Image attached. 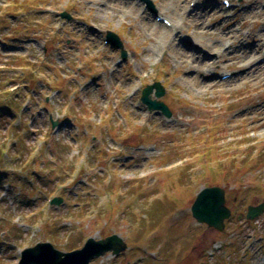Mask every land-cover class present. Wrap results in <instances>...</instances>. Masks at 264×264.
Instances as JSON below:
<instances>
[{
    "label": "rangeland",
    "instance_id": "1",
    "mask_svg": "<svg viewBox=\"0 0 264 264\" xmlns=\"http://www.w3.org/2000/svg\"><path fill=\"white\" fill-rule=\"evenodd\" d=\"M104 2L0 0V264H19L40 242L70 253L113 234L126 251L90 264H264V213L245 216L264 203V72L236 87L245 70L223 61L233 49L205 46L227 18L252 46L264 35V0H217L222 13L196 20L205 28L192 36L188 17L176 32L177 43L220 56L204 80L143 28L145 16L178 21L163 9L177 0H137L134 14ZM155 82L171 117L141 101ZM214 185L231 210L222 230L191 212Z\"/></svg>",
    "mask_w": 264,
    "mask_h": 264
},
{
    "label": "bare ground",
    "instance_id": "2",
    "mask_svg": "<svg viewBox=\"0 0 264 264\" xmlns=\"http://www.w3.org/2000/svg\"><path fill=\"white\" fill-rule=\"evenodd\" d=\"M103 3L105 6L108 7L110 10H121V8H125L126 6L130 7L129 11L127 13L134 14L135 7L138 6L137 0H104ZM201 2L196 4V9L190 8L187 3V0H177L175 4L169 5V7H163L165 11L173 10L180 18L178 21H171L170 24L166 23L164 21V18L161 19V21L157 22L150 20L149 17H143L145 20L144 27L147 31H150L151 33H159L158 38L162 41H164L165 44L172 45L171 47L174 50V57L176 60L182 64L187 63L189 71L194 72L195 76H198L200 79L204 80L205 74L211 71L218 72L222 68V62L220 60V56L214 60H209L207 53L205 51L207 50H215V53L217 55L222 54V52H225V50L233 49V53L227 55L223 61H232L233 63L239 64V68L245 70V75L241 77L239 80L238 78L234 80L236 82V87L240 86V84L243 82H248L253 79H256L257 77L261 76V73L264 72V60L262 58L264 57V35L254 34V38L256 41L252 46H248L245 43L244 37L245 33L241 31L235 23V21H232L230 18L224 19V25L221 28H215V32L217 33V39H215L214 43H217L222 39L223 42H229L228 44H222L221 41L217 45L213 44H205L206 47L202 46L201 48H197V46H194L193 42L186 40L184 43H177V34L176 32L181 30L182 25L184 22L190 18H195V20L191 21V24H195V28L192 31V36L195 35L196 32L199 31L200 28H205V21H196V20H202L204 15L210 16L212 13L221 12L219 4L217 3V0H200ZM244 4V3H243ZM239 6H242V2L239 4ZM189 7V8H188ZM158 8H161L160 6ZM127 11V10H125ZM139 9V14L143 13ZM239 14L241 13L242 16H244L245 9H241L238 11ZM126 13V15H127ZM220 13V14H221ZM261 16H264V12H259ZM187 16V18L185 17ZM230 17V16H229ZM198 18V19H197ZM165 27H168L166 30ZM264 27V24H263ZM214 30V29H213ZM212 30H210L211 32ZM158 40V39H157ZM234 46V47H233ZM232 78V77H231ZM201 87V90L203 89V86L205 87L208 85L205 81H201L198 84ZM248 110V109H247Z\"/></svg>",
    "mask_w": 264,
    "mask_h": 264
},
{
    "label": "water",
    "instance_id": "3",
    "mask_svg": "<svg viewBox=\"0 0 264 264\" xmlns=\"http://www.w3.org/2000/svg\"><path fill=\"white\" fill-rule=\"evenodd\" d=\"M149 7L155 11L153 4ZM62 17L70 19V15L63 13ZM107 40L116 48L121 49L122 58L126 59L127 53L123 49V44L118 35L107 32ZM152 94L155 98H152ZM165 94V89L160 82H155L143 88L141 101L149 110L160 111L166 117H171V110L160 98ZM55 125V124H54ZM225 189L223 187L208 186L200 190L197 194L192 207V215L199 223H205L208 227L218 230L224 229L225 220L231 216V210L226 207ZM54 204H60L61 199L55 198ZM264 213V203L257 206L248 207V220H253ZM127 243L120 234L109 235L105 238L96 240L90 237L82 248L69 252L56 249L50 242H40L35 246L26 248L22 252V258L19 264H90L95 258L111 253L118 256L127 249Z\"/></svg>",
    "mask_w": 264,
    "mask_h": 264
},
{
    "label": "trees",
    "instance_id": "4",
    "mask_svg": "<svg viewBox=\"0 0 264 264\" xmlns=\"http://www.w3.org/2000/svg\"><path fill=\"white\" fill-rule=\"evenodd\" d=\"M23 65V64H22Z\"/></svg>",
    "mask_w": 264,
    "mask_h": 264
}]
</instances>
